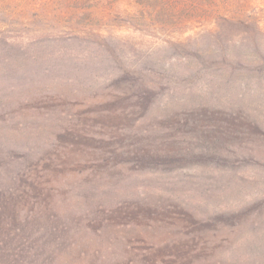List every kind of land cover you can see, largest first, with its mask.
<instances>
[{
    "label": "rangeland",
    "instance_id": "obj_1",
    "mask_svg": "<svg viewBox=\"0 0 264 264\" xmlns=\"http://www.w3.org/2000/svg\"><path fill=\"white\" fill-rule=\"evenodd\" d=\"M0 264H264V0H0Z\"/></svg>",
    "mask_w": 264,
    "mask_h": 264
}]
</instances>
